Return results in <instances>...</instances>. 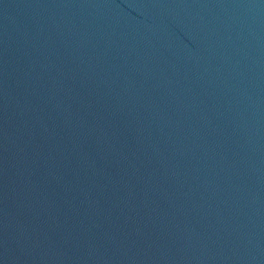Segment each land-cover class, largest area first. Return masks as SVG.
Returning a JSON list of instances; mask_svg holds the SVG:
<instances>
[{
  "label": "water",
  "instance_id": "obj_1",
  "mask_svg": "<svg viewBox=\"0 0 264 264\" xmlns=\"http://www.w3.org/2000/svg\"><path fill=\"white\" fill-rule=\"evenodd\" d=\"M0 264H264V0H0Z\"/></svg>",
  "mask_w": 264,
  "mask_h": 264
}]
</instances>
